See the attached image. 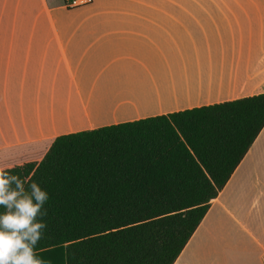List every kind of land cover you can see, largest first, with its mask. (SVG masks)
<instances>
[{
	"label": "crops",
	"instance_id": "crops-1",
	"mask_svg": "<svg viewBox=\"0 0 264 264\" xmlns=\"http://www.w3.org/2000/svg\"><path fill=\"white\" fill-rule=\"evenodd\" d=\"M215 1L0 0V167L61 135L263 94L264 0ZM174 264H264V128Z\"/></svg>",
	"mask_w": 264,
	"mask_h": 264
},
{
	"label": "trees",
	"instance_id": "trees-1",
	"mask_svg": "<svg viewBox=\"0 0 264 264\" xmlns=\"http://www.w3.org/2000/svg\"><path fill=\"white\" fill-rule=\"evenodd\" d=\"M263 128L264 93L61 135L6 171L48 193L38 257L174 264Z\"/></svg>",
	"mask_w": 264,
	"mask_h": 264
},
{
	"label": "clouds",
	"instance_id": "clouds-1",
	"mask_svg": "<svg viewBox=\"0 0 264 264\" xmlns=\"http://www.w3.org/2000/svg\"><path fill=\"white\" fill-rule=\"evenodd\" d=\"M10 174L0 167V264H45L35 246L47 227L44 204L48 193L34 181ZM38 217L40 219H38Z\"/></svg>",
	"mask_w": 264,
	"mask_h": 264
},
{
	"label": "rangeland",
	"instance_id": "rangeland-1",
	"mask_svg": "<svg viewBox=\"0 0 264 264\" xmlns=\"http://www.w3.org/2000/svg\"><path fill=\"white\" fill-rule=\"evenodd\" d=\"M215 3H218V1L216 0ZM216 19H218L220 23L223 22V16L221 10H218L216 12ZM183 23H194V12H184ZM61 251L63 250H58L54 257H48V259L44 258V256L39 258H41L45 262V264H50L51 262L53 263L55 262V264H59L60 261L62 263L63 259L65 258Z\"/></svg>",
	"mask_w": 264,
	"mask_h": 264
},
{
	"label": "built area",
	"instance_id": "built-area-1",
	"mask_svg": "<svg viewBox=\"0 0 264 264\" xmlns=\"http://www.w3.org/2000/svg\"><path fill=\"white\" fill-rule=\"evenodd\" d=\"M94 3V0H65V6L68 9L88 6Z\"/></svg>",
	"mask_w": 264,
	"mask_h": 264
}]
</instances>
